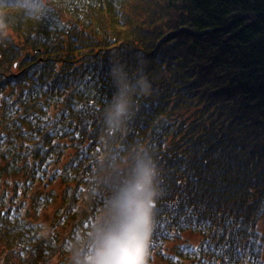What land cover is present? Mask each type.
<instances>
[{"label": "trees", "instance_id": "1", "mask_svg": "<svg viewBox=\"0 0 264 264\" xmlns=\"http://www.w3.org/2000/svg\"><path fill=\"white\" fill-rule=\"evenodd\" d=\"M5 6L36 11L0 17L34 52L12 87L0 84V119L14 122L0 129V139L21 132L18 119L25 118L35 122L36 136L32 145L1 144L0 153H9L0 156V208L17 177L19 188L28 190L25 181L34 180L42 191L30 199L25 220L8 217L0 227V240L17 235L5 244L7 256L22 261L35 244L47 249L45 259L53 255L36 210L55 195L43 165L15 166L7 158L45 160L51 150L61 156L73 147L64 165L73 169L64 174V197L71 202L63 213L70 219L80 202L88 204L86 221L71 223L85 239L135 162L147 155L159 169L162 192L148 264H264V0H1ZM111 56L132 71L143 57L153 86L119 129L104 123L114 91L107 74ZM52 84L56 108L31 92ZM85 99L92 121L80 130L68 106L67 119L60 112L67 100L83 108ZM21 107L28 113L18 115ZM9 108L14 112L8 115L3 110ZM67 256L59 263L69 264Z\"/></svg>", "mask_w": 264, "mask_h": 264}, {"label": "clouds", "instance_id": "2", "mask_svg": "<svg viewBox=\"0 0 264 264\" xmlns=\"http://www.w3.org/2000/svg\"><path fill=\"white\" fill-rule=\"evenodd\" d=\"M35 8L0 7V17ZM13 30L0 18V40ZM107 74L114 91L104 106V123L119 129L139 110V101L153 93L146 61L138 56L134 71L121 59L108 60ZM159 169L150 156L135 162L130 177L106 202V212L93 228L86 250L75 255L73 264H148L149 246L155 228L156 207L162 192Z\"/></svg>", "mask_w": 264, "mask_h": 264}, {"label": "rangeland", "instance_id": "3", "mask_svg": "<svg viewBox=\"0 0 264 264\" xmlns=\"http://www.w3.org/2000/svg\"><path fill=\"white\" fill-rule=\"evenodd\" d=\"M7 42V45L4 48H0V84L7 81V84L11 83L8 81V75L12 74H20V72L27 66L29 65V62L34 56V52L30 48H26L22 43V38L18 37L16 33L13 32V35L9 36L7 39H2ZM29 47V46H28ZM16 52L20 54L18 58H14L13 56L16 55ZM12 87V86H11ZM6 106L10 105V102L7 101ZM5 113L8 115L12 112H14V109L9 108L8 110L4 109L3 110ZM28 111H25L23 107L18 109L17 114H27ZM12 119V117H9ZM31 121V120H30ZM18 122L21 124V129L28 130L29 133L35 132L36 131L32 128L28 127L29 120L27 118L25 119H18ZM3 125V126H2ZM11 127H14V122L11 120H8V117L2 116L0 119V129H11ZM72 133V131L70 132ZM74 133L78 134L81 136V134L78 131H75ZM7 136L10 137V140H13L15 144L20 143L19 141L23 140H28L26 137V134L23 135V138H19V136H14L13 131H8ZM19 147V146H18ZM75 153V149L73 147H70L64 154H61V157H59L60 161L63 159L64 161H67L72 154ZM0 156L2 158H5L6 156L5 152L0 153ZM100 157H103L100 155ZM105 157L102 158V160ZM0 164H4L3 159L0 160ZM1 177V176H0ZM2 178V177H1ZM22 178L17 177L16 180H21ZM57 183L55 185H51L49 187V190H52L55 192L54 195V201H48V203L43 206L39 207L38 210H36V214L38 211V220L37 222L43 223L45 226L42 237L44 238V242H48L47 247L52 246L53 252L51 254V257L48 259H45L44 253L46 252L47 249L44 247L41 248L39 244H35L32 249H29V251H25L26 254L24 257L21 258L22 261L19 259H15L10 257L9 255H6V252L8 251V246L5 247V244H8V241L4 238L2 241L0 240V264H60L58 259L60 256H64V252L68 255V263H72L73 261V255H77L80 252L86 250L87 245L89 243V239H85L83 235L84 232H79V231H73L74 229L71 227L72 221L78 220L79 222L86 221V217L89 215L88 211V204H84L83 201L80 202L78 205V209L76 210V213L74 216H72L70 219L66 218L64 215V211L67 209L65 204L69 205L71 201L64 200V203L61 204L59 201L60 196L64 193L67 182L65 179L62 177L57 178ZM62 183V185H60ZM39 187V186H38ZM38 187H34L33 190L29 192V196L27 197V192L26 194H21V197L16 198V194H14L13 186L10 185L8 187V191L11 193V197H14L16 200H20L22 202L29 203L28 199H31L34 195H37V193L34 194V191H37L38 193H41ZM73 190V189H72ZM71 192V191H70ZM68 194V193H67ZM73 193L70 194L72 196ZM35 202V201H34ZM33 203V202H31ZM38 202H36L33 206L37 205ZM31 206V207H33ZM3 207V206H2ZM2 208H0V227H3V223L5 222V217L1 216ZM34 208L32 209L33 213ZM39 210L40 213H39ZM30 212H27V215ZM63 213V217L61 218V214ZM34 216V213H33ZM92 216V213L90 214ZM58 221L57 225L53 228V226L56 224ZM92 221V219H90ZM88 224V222H85ZM88 226H92V222L89 223ZM87 227V226H85ZM84 230V227L82 228ZM78 234H81L78 236ZM8 239L14 240L15 235L14 233H9ZM10 236V237H9ZM51 239H56L55 241H48L47 237H50ZM67 237L70 238L71 242H67ZM81 237L83 238L82 241L80 240ZM68 238V239H69ZM66 240V241H65ZM77 241H80L81 244H78ZM67 242V248L64 250L62 249V246H64V243ZM43 243V242H42ZM77 243V244H75ZM64 251V252H63ZM32 254V255H31ZM48 257V255H46ZM33 257V258H31ZM4 262V263H3Z\"/></svg>", "mask_w": 264, "mask_h": 264}]
</instances>
